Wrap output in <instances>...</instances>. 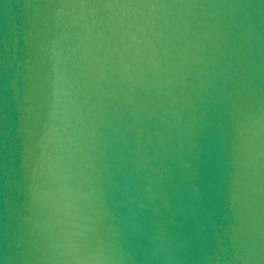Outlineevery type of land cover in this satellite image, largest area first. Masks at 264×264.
I'll use <instances>...</instances> for the list:
<instances>
[{
	"label": "water",
	"instance_id": "95a60500",
	"mask_svg": "<svg viewBox=\"0 0 264 264\" xmlns=\"http://www.w3.org/2000/svg\"><path fill=\"white\" fill-rule=\"evenodd\" d=\"M0 264H264V0H0Z\"/></svg>",
	"mask_w": 264,
	"mask_h": 264
}]
</instances>
